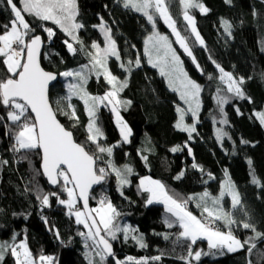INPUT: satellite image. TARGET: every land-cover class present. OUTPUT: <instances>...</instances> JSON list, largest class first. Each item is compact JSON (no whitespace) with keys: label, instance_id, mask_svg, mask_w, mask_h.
<instances>
[{"label":"trees","instance_id":"16d2710c","mask_svg":"<svg viewBox=\"0 0 264 264\" xmlns=\"http://www.w3.org/2000/svg\"><path fill=\"white\" fill-rule=\"evenodd\" d=\"M200 2L210 11L202 14L198 9H189L205 41V45L201 46L194 42V37L188 39L195 62L172 40L183 61L184 69L203 89L202 107L196 125L197 133L189 140L187 133L174 127L178 120L176 108L180 105L177 94L168 88L159 72L147 64L143 55L144 41L153 32L147 18L123 8L116 0H78L80 11L78 20L85 25V29L81 30L79 35L86 45L97 41L104 46L102 34L97 28H93V25L100 23L99 17L102 16L112 27L124 62L136 58L141 60V67L133 68L128 88L120 93L121 99L132 101L126 110L121 108L124 121L132 129L130 143L120 142L119 132L106 108L99 110L97 121L107 137L102 143L107 146L119 145L114 148L111 159L117 166L131 165L135 173L130 177L131 186L124 188L127 199L117 190L114 175L91 194L97 199H90L91 207H97V200L102 195L108 196L122 213L119 218L121 222L138 228L139 234H143L146 248H140L131 239L125 242L122 234L120 239L112 241L116 257L121 260L127 256L140 259L163 253L161 261H150L149 264H185L178 257L187 255V243L185 242L183 246L174 243L181 229L179 227L169 229L163 220L170 214L158 204L146 207L148 194H139L137 191L139 181L144 177L161 181L169 189L170 194H180L183 197L199 195L205 190L218 195L223 182L230 177L257 231L264 233V187L261 186L264 185V126L256 116L257 112L264 111V0H231L230 4L226 0ZM179 5L178 0H172L170 11L177 20L181 34L188 35ZM25 18L36 28V34L41 35L46 41L47 34L39 25L43 24L56 31L52 41L45 43L44 53L48 55L45 57L43 54L41 61L45 70L59 75L63 71L78 68L88 62L83 55L73 56L68 52L63 41L70 38L56 25L29 16ZM11 19L12 13L6 3L0 4V25L8 24ZM223 20H228L233 25L231 36L224 31ZM157 25L161 32L169 34L159 18ZM2 31L0 28V33ZM213 60L237 79L243 77L245 83L242 87L245 95L250 97V100L230 99L229 103L224 105L229 122L227 125L217 122L223 118L216 103L217 89H221V95L231 94L224 91L226 86L218 79L219 71L212 63ZM197 63L203 72L197 69ZM117 64L114 58L109 62L113 73L124 79L125 73ZM2 74L4 66L0 63V75ZM209 75L213 79L209 80ZM109 88L102 77L99 82L93 77L87 84L88 92L94 95H103ZM61 94H66V91L60 80L50 91L51 102ZM74 105L80 118L78 126L73 128V122L67 117L58 115V118L65 127L73 131L78 143H85V125L88 123V117L82 102L74 100ZM4 114L5 110L0 107V115ZM217 128L227 131L231 140L225 138L221 144L216 138ZM9 138L11 137L6 135V129L0 124V159L9 162L0 169V242H10L13 234L18 233L16 238L27 237L33 254L43 250L44 254L56 257L58 264H88L84 255L88 251L84 248V238L77 235L78 231L86 229L75 224L74 218L68 217L65 207L59 205L54 197L50 199L51 207H44L41 210L35 194L25 190L33 187V184L29 183L33 181L38 182L45 192L58 191V186H51L45 176L38 173L37 170L41 168L40 155L34 152L29 154L27 160L16 163L18 156L11 154ZM241 140L248 143H241ZM185 142L192 149V154L184 147ZM177 145L181 146L182 150L171 152V148ZM142 155H147V162L141 158ZM249 160L252 161L251 166L248 164ZM193 163L202 167L203 171H200V168H193ZM253 171L260 184L251 182L250 175ZM181 172L184 173L183 177L175 179ZM208 173H211L214 179L209 178ZM62 198L66 196L62 194ZM230 204V198L226 196L223 200L224 208L231 210ZM189 209L196 215L200 214V209H197L194 203L189 204ZM234 215L238 220L246 219L238 210ZM42 217H47V224ZM53 226L59 229L63 244L48 230ZM233 231L241 241L254 235L251 230L242 228H234ZM162 234H168L171 238L164 240ZM255 242L257 248L253 249L248 258L246 249L232 254L225 251L222 255H202L201 260L193 261V264H248V259H251V264H258V261L259 264H264V260H260V255L264 254V237L257 238ZM198 249L208 252L207 242L198 240L193 250ZM4 264H14V258L7 255ZM108 264H112V258H108Z\"/></svg>","mask_w":264,"mask_h":264},{"label":"snow or ice","instance_id":"6c2138e0","mask_svg":"<svg viewBox=\"0 0 264 264\" xmlns=\"http://www.w3.org/2000/svg\"><path fill=\"white\" fill-rule=\"evenodd\" d=\"M116 2L121 3L125 9L142 14L154 29L144 41V55L148 63L153 68H158L159 74L167 78L169 88L179 93L180 100L187 105V108L177 106L179 119L174 127L178 131L187 133L189 140H192L193 134L197 133L196 123L199 122L203 89L184 69L183 61L173 47V43L178 44L195 62L188 39L194 37V42H198L201 46L205 45V41L189 9H198L202 14H207L210 10L200 0H178L182 6L181 14L185 21V31L188 33V35H182L177 27V20L173 18L170 11L172 0H116ZM226 2L230 4L231 0ZM4 3L10 9L12 19L8 24L0 25L3 29L0 33V63L4 66V74L0 75V107L5 110V114L0 115V124L6 129V135L12 139L10 150L17 154V162L27 160L31 153L39 154L41 168L37 170L38 173L44 175L50 185L58 186V191L45 192L38 182L29 181L33 187L25 190L35 194L41 210L44 207H51L50 199L54 197L59 205L65 207L68 217H74L75 224L82 225L86 229V231H78L77 235L84 238V248L88 250L84 255L88 264H108L109 257L112 258V264H149L150 261H161L163 253L150 258L137 259L132 256H127L123 260L117 258L112 241L120 239L122 234L125 242L131 239L140 248H146L143 234H139L138 228L121 222L119 218L122 213L108 196L102 195L97 200L98 207L89 206L90 199H97L90 195L93 186L102 185L112 175L117 180V190L120 195L127 199L124 188L131 186L130 177L135 174L134 169L129 164L117 166L114 163L111 157L114 148L119 145L107 146L102 143L107 137L97 121L100 108H109L115 116L122 142L130 143L132 129L124 121L121 108L126 110L132 101L121 99L120 93L128 88L133 68H140L141 60L136 58L124 62L113 36L112 27L102 16L99 17L100 23L93 25V28H97L102 34L104 46L102 47L97 41L86 45L79 35L80 31L85 29V25L78 20L80 15L78 0H0V4ZM26 16L42 22L50 21L56 25L70 38L63 41L68 52L73 56L83 55L88 61L78 68L59 73V76L67 81V92L66 95L58 97L54 104L50 101L49 89L58 77L56 73L46 71L41 66L40 60L42 48L46 42L52 41L56 31L43 24L39 25L47 34L46 41L41 35L36 34V28L29 23ZM157 18L162 19L171 29L175 36L174 42L168 35H163L156 30ZM222 24L224 31L231 36L233 27L231 22L223 20ZM44 55L47 57L48 53ZM113 58L118 62L117 67L125 73L124 79L111 70L109 62ZM212 63L219 71L218 79L227 86L224 91L231 94V96L221 95V89H217L216 103L223 117L217 122L227 125L229 122L224 105L228 104L230 99L250 100V97L245 95L242 87L245 83L243 77L237 79L216 61L213 60ZM196 67L203 72L198 63ZM93 77L97 82L102 77L110 86L109 90L103 95L88 92L87 84ZM208 79L211 80L213 77L209 75ZM73 98L82 101L88 117V123L85 125V143H78L73 131L65 127L58 119V115L67 117L73 122V128L78 126L80 118L77 115L76 106L72 103ZM237 112L239 113L238 108ZM189 114L196 123L185 122V117ZM256 116L264 125V111L257 112ZM216 138L221 144L225 138L231 140L228 132L223 128L216 129ZM241 143L248 142L241 140ZM184 147L188 149L189 154H192V149L187 142ZM180 150L182 149L179 145L171 148L173 153ZM141 158L145 162L148 160L147 155H142ZM8 163L7 160L0 159V169ZM248 164L251 166L252 161L249 160ZM192 167L203 171V168L196 163H193ZM225 174L227 176V173ZM183 175L184 173L181 172L175 179L179 180ZM208 176L214 179L211 173H208ZM250 179L253 184H260L254 171ZM261 186L264 187V185ZM137 191L139 194H148L145 201L146 207L154 203L164 206L165 212L170 215L164 218L163 223L169 229L173 227L181 229L174 243L180 246L187 243V255L178 257L185 264L199 262L202 255H222L225 250L228 253H236L246 249V258H248L253 249L257 248L255 240L264 237V233L257 231L230 177L223 182L218 195H213L207 190L199 195L187 197L170 194L169 189L161 181L151 177L141 178ZM62 194L66 198H62ZM226 196L230 198L231 210H226L223 206ZM190 203H194L195 207L200 209L199 215L189 209ZM237 210L246 219L238 220L234 215ZM42 219L45 224L48 223L47 217ZM234 228L251 230L254 235L241 241L234 235ZM48 230L53 232L61 244L64 243L59 229L53 226ZM18 235L14 233L11 242H0V264H4L7 255L14 258V264H58L56 257L44 254L43 250L33 254L27 237L17 241ZM162 235L164 240L171 238L168 234ZM198 240L207 242L208 252H204L203 249L193 250ZM260 260H264V254L260 255ZM248 264H251V259H248Z\"/></svg>","mask_w":264,"mask_h":264},{"label":"rangeland","instance_id":"374dc122","mask_svg":"<svg viewBox=\"0 0 264 264\" xmlns=\"http://www.w3.org/2000/svg\"><path fill=\"white\" fill-rule=\"evenodd\" d=\"M179 7H180V9H181V11H182V6L181 5H179ZM140 14V13H139ZM161 21L163 22V20L161 19ZM163 24H164V22H163ZM165 25V24H164ZM165 27L168 29V31H169V34H166V33H163V32H161L160 30H159V28H158V25H157V29L156 30H158L161 34H163V35H168L169 36V38H170V40H173V41H175V36L172 34V32H171V29H169L166 25H165ZM153 31H154V29H153ZM178 45V44H177ZM179 46V45H178ZM173 47H174V44H173ZM175 48V47H174ZM183 50V49H182ZM143 55H144V47H143ZM144 57L146 58V62H147V64L149 65V66H151L149 63H148V60H147V57L144 55ZM152 67V66H151ZM184 67V66H183ZM158 72H159V69L158 68H155ZM164 79H165V82H166V84H167V86H168V80H167V78L166 77H164V76H162ZM61 82H62V86L64 87V89H65V91L67 92V89H66V83H67V81L63 78V77H61ZM226 86V85H225ZM227 87V86H226ZM168 88H169V86H168ZM170 90H171V88H169ZM172 91V90H171ZM176 94H177V96H178V98H179V93H177V92H175ZM64 95H66V94H61V95H59V96H56L55 98H54V100H53V103L55 102V100L58 98V97H61V96H64ZM74 100H78V99H76V98H73V100H72V103L74 104ZM80 101V100H79ZM80 102H82V101H80ZM179 102H180V105H178V106H180V107H183V108H187V105H185L184 104V102L183 101H181L180 100V98H179ZM101 108H105V107H101ZM100 108V109H101ZM109 112H110V114L112 115V118H113V121H114V123H115V116H114V114L109 110V108H106ZM201 111V110H200ZM178 113V112H177ZM199 114H200V112H199ZM178 119H179V113H178ZM178 121V120H177ZM185 122L186 123H188V124H192V123H196V121L191 117V115L189 114V115H186V117H185ZM115 125H116V123H115ZM196 125H197V123H196ZM264 126V125H263ZM116 128H117V130H118V132H119V129H118V127H117V125H116ZM119 136H120V142L121 143H123L122 142V137H121V135H120V132H119ZM155 204V203H154ZM158 205H161L163 208H164V206L162 205V204H158ZM98 207V206H97ZM74 218V217H73ZM20 239H23V238H17V241H19ZM11 242V241H10Z\"/></svg>","mask_w":264,"mask_h":264},{"label":"water","instance_id":"95a60500","mask_svg":"<svg viewBox=\"0 0 264 264\" xmlns=\"http://www.w3.org/2000/svg\"><path fill=\"white\" fill-rule=\"evenodd\" d=\"M44 50H45V45H44V47L42 48V55H41V60H40V62L42 61V57H43V54H44ZM41 66H42V63H41ZM47 71V70H46ZM49 72H51V71H49ZM57 74V73H56ZM57 77H58V79H57V81H54L53 82V84L52 85H50V89H49V98H50V91H51V89L54 87V86H56L58 83H59V81H60V76L57 74ZM54 85V86H53ZM51 101V100H50ZM59 119V118H58ZM62 123V122H61ZM75 138V137H74ZM46 178V177H45ZM46 180H47V178H46ZM104 184V183H103ZM102 184V185H103ZM102 185H94L93 186V189H92V191H91V193H90V195L93 193V192H95L98 188H100ZM52 186V185H51ZM89 206L91 207V203H90V200H89ZM114 251V250H113ZM109 258H111V257H109Z\"/></svg>","mask_w":264,"mask_h":264},{"label":"built area","instance_id":"2783aa9c","mask_svg":"<svg viewBox=\"0 0 264 264\" xmlns=\"http://www.w3.org/2000/svg\"><path fill=\"white\" fill-rule=\"evenodd\" d=\"M9 150H10V146H11V143H12V139L11 138H9ZM10 152H11V154L13 155V156H15V155H17V154H14L11 150H10ZM16 161V163H17V160H15ZM22 161H19L18 163H21Z\"/></svg>","mask_w":264,"mask_h":264},{"label":"crops","instance_id":"0c3cea01","mask_svg":"<svg viewBox=\"0 0 264 264\" xmlns=\"http://www.w3.org/2000/svg\"><path fill=\"white\" fill-rule=\"evenodd\" d=\"M226 251V250H225ZM230 254H232V253H230Z\"/></svg>","mask_w":264,"mask_h":264}]
</instances>
